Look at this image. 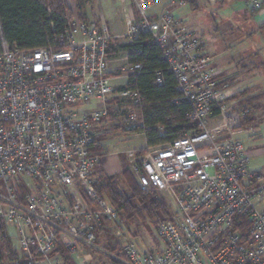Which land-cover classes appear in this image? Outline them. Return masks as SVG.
Masks as SVG:
<instances>
[{
  "label": "built area",
  "instance_id": "obj_1",
  "mask_svg": "<svg viewBox=\"0 0 264 264\" xmlns=\"http://www.w3.org/2000/svg\"><path fill=\"white\" fill-rule=\"evenodd\" d=\"M120 1L118 34L69 19L34 50L11 48L0 20V230L25 264H66L65 253L80 264L90 250L117 264H264V175L250 169L240 138L254 111L236 104L202 37L175 13L191 0ZM225 1L263 9V0H207ZM143 41L160 49L176 82L171 103L188 105L197 127L130 161L143 191L168 195L176 210L158 224L152 248L129 243L114 255L97 244L105 223L120 219L95 187L97 136L102 119L121 111V130L145 137L141 93L127 88L143 64L121 48ZM164 83L156 71L155 84ZM91 101L103 109L84 111Z\"/></svg>",
  "mask_w": 264,
  "mask_h": 264
},
{
  "label": "trees",
  "instance_id": "obj_2",
  "mask_svg": "<svg viewBox=\"0 0 264 264\" xmlns=\"http://www.w3.org/2000/svg\"><path fill=\"white\" fill-rule=\"evenodd\" d=\"M89 2L90 0H75L78 18L86 23L88 20L83 14ZM189 5L193 10L201 7L199 0H191ZM72 18L74 13L66 0H0L2 33L11 48L34 50L47 47L54 37L65 31L68 20ZM121 48L133 51L134 55L130 58L132 63L143 64V69L137 76L130 79L127 88L139 91L142 96L141 105L137 111L143 116L147 128L146 146L164 145L184 138L196 129V124L188 118L190 107L186 104L171 103V100L178 96L176 82L168 72L167 63L162 58L158 46L143 41L137 45H123ZM139 51L142 55H136ZM156 71L163 72L165 83L162 86L155 84ZM263 98V92L253 94L245 90L236 94L233 100L237 101L240 107L250 108L254 114L261 110ZM253 114L244 120V127L252 124ZM112 130H115L113 125L109 131L112 133ZM142 153L143 150L137 151L136 155L140 156ZM122 181L127 187V192L121 189ZM95 187L102 198H107L112 206L120 210V214L122 211V218L126 219L128 225L132 224L137 217L149 220L157 227L161 221L171 216L172 209L166 199L159 197L156 192L143 191L131 170L126 166L116 176L99 174ZM0 264H25V260L18 257L11 237L1 230Z\"/></svg>",
  "mask_w": 264,
  "mask_h": 264
},
{
  "label": "rangeland",
  "instance_id": "obj_3",
  "mask_svg": "<svg viewBox=\"0 0 264 264\" xmlns=\"http://www.w3.org/2000/svg\"><path fill=\"white\" fill-rule=\"evenodd\" d=\"M199 1L200 9L192 10V7L187 5L184 8V17L188 26L195 29V32L202 37L205 52L214 58L218 68L238 83L237 87L233 85L236 94L243 92L245 88H250L249 91L254 94L258 93V90L264 93V31L259 29L256 14L251 12L245 3L239 1H225L216 6H210L207 0ZM66 2L74 7L75 0H66ZM86 8L88 9V6ZM90 10L102 22L101 24H105L109 29H112L116 23L122 26L123 14L120 0H90L88 11ZM236 104L240 106L237 101ZM261 106V110L252 115V124L244 127L240 138L250 155V169L264 175V98ZM102 109L101 102L91 101L84 111ZM122 117L121 111H115L110 122H108L109 119H102V126L110 130L113 125L115 130H112L108 137L97 136V140L105 144L109 154L107 157L114 155L116 158L115 155H118L123 166L131 170L130 161L136 156L137 151L145 149L146 139L144 136L124 133L120 125ZM105 128L99 127L98 133L105 131ZM121 189L127 192L123 181ZM158 196L166 199L173 211L176 210L173 200L168 195L158 193ZM121 214L118 222H107L98 232V246L104 252L114 255H121L125 245L129 243L137 244L141 250L152 248L157 240V227L149 220L137 217L132 224L128 225ZM15 241L12 240V244L16 250ZM81 255L83 256L80 264H117L107 257V254L96 253L93 250ZM65 259L68 264L74 263L66 253Z\"/></svg>",
  "mask_w": 264,
  "mask_h": 264
},
{
  "label": "crops",
  "instance_id": "obj_4",
  "mask_svg": "<svg viewBox=\"0 0 264 264\" xmlns=\"http://www.w3.org/2000/svg\"><path fill=\"white\" fill-rule=\"evenodd\" d=\"M88 4H89V5H87L88 6V9L85 8V11H84V14L83 15H86L89 24L95 25V26L101 25L102 22H100V20L96 18V16L93 14V12L91 10H90V12L88 11L89 10V6H90V2ZM68 6L74 11V18H72V19L79 20L78 15H77V12H76V9H75L76 3H74V7L71 6L70 4H68ZM162 6L157 7L155 9V12H159L162 9ZM184 12H185L184 11V8L183 9H178V10L175 11V13L178 15V17L180 19H182L187 24V21L185 20V17H184ZM256 19L259 22V26H260L259 29H260V31H264V27H263V25H264V6H263V9L260 12L256 13ZM102 21H104V20H102ZM111 31L114 34H118L121 31V25L119 23H116L113 26V28L111 29ZM217 69L221 73L220 79L222 81L229 82L232 86L235 85V87H237L236 85L238 83L235 82V80L233 78H229V76L221 68H218L217 67ZM245 89L246 90H250V88H245ZM259 92H262V91L258 90V93ZM258 93H255V94H258ZM101 127L105 128L104 126H101ZM110 133L111 132L108 130V128H105V131H102L100 134L99 133L98 134L99 135H102V136L108 137L110 135ZM100 144H101V151H102V153H103L104 156H103V159H102L101 163L99 164V166L95 169V171L93 173V179H94L95 182L97 181V179L99 177V174L103 173V174H105L107 176H116V175H119L122 172L123 167H124L123 166V163L121 161V158H119L118 155H115L116 158H114V155L112 157H107L109 154H108V150L105 147V144H102V143H100Z\"/></svg>",
  "mask_w": 264,
  "mask_h": 264
}]
</instances>
